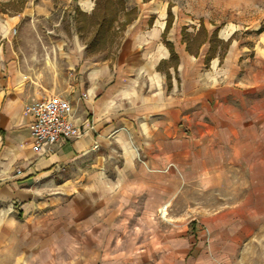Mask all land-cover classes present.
<instances>
[{
  "label": "crops",
  "instance_id": "1",
  "mask_svg": "<svg viewBox=\"0 0 264 264\" xmlns=\"http://www.w3.org/2000/svg\"><path fill=\"white\" fill-rule=\"evenodd\" d=\"M32 4L20 16H0V264H98L104 248L113 249L114 263L116 248L136 247L137 239L141 246L146 229L139 223L146 221L132 230L131 217L173 199L170 187L180 181L215 192L238 175L251 184V199L264 196V122L218 130L232 117L219 98L236 92L216 72L226 56L206 64L208 42L189 52L176 20L165 38L168 13L161 8L159 16L139 14L117 44L89 51L75 10L91 14L95 0ZM71 7V18L51 15ZM228 55L230 61L234 49ZM51 96L71 104L85 133L37 154L25 106ZM186 127H194L191 134ZM133 201L143 203L136 208ZM225 208L211 206V218L195 223L168 263L192 264L217 248L212 231L222 226Z\"/></svg>",
  "mask_w": 264,
  "mask_h": 264
},
{
  "label": "rangeland",
  "instance_id": "2",
  "mask_svg": "<svg viewBox=\"0 0 264 264\" xmlns=\"http://www.w3.org/2000/svg\"><path fill=\"white\" fill-rule=\"evenodd\" d=\"M40 1L0 0V16L7 20L20 16L29 3L34 2L33 9H37ZM124 1L127 9L133 10L132 17H137L139 14L145 15L153 10L159 16L160 8L167 10L168 13L170 7L174 21H177L182 30L187 29L193 37L203 26L209 35L218 29L220 40H222L220 37L231 39L230 45L225 49L226 53L223 50L226 58L222 59L221 64L215 68H219L216 69L219 80L223 81L224 85L233 87L236 92L219 98L218 105L222 109L226 106L232 117L229 120H220L218 130L227 131L225 124H230L229 131L235 132L244 129L248 124L264 122V0ZM33 14L44 15L45 13L34 12ZM51 15L58 17L64 15L71 18L72 7L69 8V12L63 13L58 10ZM124 20L125 16L122 14L115 27H120ZM126 27L122 30L115 28L119 32L118 40ZM90 37L91 34L88 33V38ZM11 38L13 45L16 46L19 37L15 35ZM205 49H208V46L204 48V54ZM231 49H234V55L229 61L228 54ZM110 51H113V48L106 51L104 55L109 54ZM220 52L222 50L218 47L217 53ZM228 63L230 69L226 73L224 67ZM209 69L210 67L206 68V70ZM257 113L260 114L259 120L254 118ZM207 124L212 125L211 122ZM185 129L187 134H191L194 127ZM206 129L210 130V127ZM137 161L145 165L146 159L141 154H137ZM263 187L260 185L261 189ZM170 189L176 191L175 197L165 199L163 205H160L158 210L155 209L156 212L154 210L146 217H140L136 212L131 217L132 230H137V227H134L135 221L140 218L146 221L143 224L139 223L142 229H146L142 232L141 246L137 239L136 247L116 248L114 263L111 258L113 249H99L98 264H169L166 258L171 255V252L180 249L176 243L194 235L195 223L201 226V221L211 218L210 207L215 204L220 207L227 205L226 214L221 217L222 226L212 231L213 241L219 242L218 247L209 249L207 257H197L192 264H264V196L260 194L258 200L251 199L249 181L237 175L215 192H207L200 184L183 181H180L177 188L170 187ZM219 196H227L228 199L223 200ZM139 202L133 201V207H140ZM156 205L153 202L148 206ZM144 235H146L145 238Z\"/></svg>",
  "mask_w": 264,
  "mask_h": 264
},
{
  "label": "trees",
  "instance_id": "3",
  "mask_svg": "<svg viewBox=\"0 0 264 264\" xmlns=\"http://www.w3.org/2000/svg\"><path fill=\"white\" fill-rule=\"evenodd\" d=\"M96 6L91 14L82 12L79 8L75 10V17L78 26V32L83 39L88 37V33L91 37L88 41L89 51L97 52L102 51L107 46L117 44L119 32L115 29V24L119 22L120 16L123 14L125 20L121 22L120 30L133 22L135 17H132L133 10H128L126 2L124 0H95ZM174 21V15L169 7L167 23L164 30V37L167 35L172 27ZM183 41L187 44V50L191 53L197 54L200 47L204 43L210 44L209 53L206 57V64H209L210 60L214 58L218 53V47L222 50L219 53L221 59L224 57L223 50L228 48L230 40L224 42L218 38V29L214 30L211 35L207 30L201 26L195 37L191 33L187 32V29L182 30ZM167 46L171 50V61L178 62V57L173 49V45L166 42ZM226 53V52H225Z\"/></svg>",
  "mask_w": 264,
  "mask_h": 264
},
{
  "label": "built area",
  "instance_id": "4",
  "mask_svg": "<svg viewBox=\"0 0 264 264\" xmlns=\"http://www.w3.org/2000/svg\"><path fill=\"white\" fill-rule=\"evenodd\" d=\"M25 112L33 117V150L37 154L43 152L45 145L80 138L85 133L75 122L71 104L62 97L51 96L26 105Z\"/></svg>",
  "mask_w": 264,
  "mask_h": 264
}]
</instances>
